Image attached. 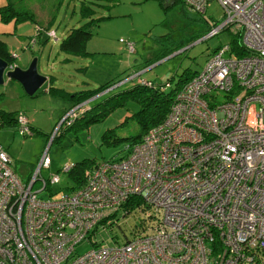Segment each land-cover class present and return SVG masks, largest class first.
Segmentation results:
<instances>
[{
  "label": "built area",
  "instance_id": "2783aa9c",
  "mask_svg": "<svg viewBox=\"0 0 264 264\" xmlns=\"http://www.w3.org/2000/svg\"><path fill=\"white\" fill-rule=\"evenodd\" d=\"M182 1L203 12L210 0ZM217 2L223 17L206 36L227 28L242 53L231 42L215 49L161 120L117 159L96 161L79 186L38 197L34 180L58 182L40 175L47 145L27 183L0 145V264H264V0ZM16 125L29 129L21 112ZM130 195L152 211L151 225L72 255Z\"/></svg>",
  "mask_w": 264,
  "mask_h": 264
},
{
  "label": "rangeland",
  "instance_id": "374dc122",
  "mask_svg": "<svg viewBox=\"0 0 264 264\" xmlns=\"http://www.w3.org/2000/svg\"><path fill=\"white\" fill-rule=\"evenodd\" d=\"M10 1L19 8L34 7L39 23H45L50 18V30L53 32L43 45L34 44V39L37 41L38 37L34 21L11 19L3 22L0 19V37L13 55L14 65H27L33 57L38 58V61L35 59L37 71L45 76L53 75L50 85L68 89V92L95 87L105 81L110 83L106 90L87 101L89 105L99 102L88 111L92 114L103 110L99 118L87 125L64 128L59 123V117L63 106L67 108L71 103L68 101H72L63 93L64 90L61 93L43 91L48 86L46 76L47 79L29 95L17 80L3 76L0 110L12 111L13 115L16 111H23L31 127L23 134L15 122H0V145L9 156L11 168L22 182L27 183L38 165L44 146L48 144V164L41 169L40 175L47 179L55 173L58 182L50 185L52 196L59 195L70 182L66 171L61 169L64 164L82 158L117 159L126 152V144L131 142L128 137L140 132L134 117L129 116L138 108L136 100L127 97L123 103L107 110L110 101L105 99L143 77L169 90L177 85L175 81L179 77L201 70L209 54L228 43L233 36L227 28L206 36L210 23L217 24L223 17V9L217 0H210L203 12L189 9L182 0H173L165 6L162 0ZM82 5L89 7L88 13H81ZM83 8L86 10V7ZM88 20L93 23L84 52L71 55L65 65L61 61L52 62L54 57L62 55L58 48L59 38L70 28ZM7 23L13 29L11 32L6 29ZM126 41L132 43L131 51L125 48ZM75 65L82 68L75 69ZM8 79L11 82H7ZM222 97L223 92L219 91V100ZM68 111H64L63 119L72 115V111ZM106 129L110 131L104 134ZM31 187L38 189V197L49 196L47 187L39 189V179L34 180ZM124 211L125 208L119 206L109 216L110 224L98 223L90 229L74 244L72 255L82 253L93 245L124 241L138 230L136 226L141 227L139 220L149 209L142 211L133 206Z\"/></svg>",
  "mask_w": 264,
  "mask_h": 264
},
{
  "label": "trees",
  "instance_id": "16d2710c",
  "mask_svg": "<svg viewBox=\"0 0 264 264\" xmlns=\"http://www.w3.org/2000/svg\"><path fill=\"white\" fill-rule=\"evenodd\" d=\"M161 1V0H157ZM86 7V10L83 8ZM89 7L81 6V13H88ZM0 19L3 22H7L11 19L13 21H18L22 19H30L34 21L37 27H43L42 29L47 30L50 29L49 19L46 24L42 25L39 23V19L37 17V13L34 12L33 9L29 8H19L13 4L12 1L6 0L2 4H0ZM92 20V19H91ZM88 20L82 23L81 25L74 26L70 28L62 37L59 38L58 48L61 51L67 52H74L76 54H80L84 52V45L87 38L90 36V28L92 27V21ZM97 20V19H96ZM47 25V26H46ZM38 32V28L36 29ZM45 40V39H44ZM231 42V48L235 50V53L240 54L242 53V49L238 45V40L236 35H233L232 38L229 40ZM238 48L239 50H236ZM0 57L6 59L9 63L13 61V55L7 50L6 44L3 39L0 38ZM193 73L189 76L179 77L175 84V87H171V89L166 90L163 86H156L152 82H149V85L145 83H141L139 81L133 82L129 86L122 88L121 90L113 93L104 101H110V105L107 107H114L115 104H121L124 102V99L127 97L133 98L138 102L137 110L133 111L131 115L133 116L135 121L137 122L140 132L134 135H130L128 138L130 141L135 140L138 138L148 126L154 124L155 122L161 120V118L165 115L173 97L174 91L189 77H191ZM110 83L107 81L90 88H84L77 90L75 92H67L66 94L73 99L70 106L67 109H70L75 104L82 102L83 100L95 95V93L99 92L100 90L104 89L105 87L109 86ZM152 85V86H150ZM48 90L50 92H63L61 87H56L53 85H48ZM99 102L94 103L93 105L89 104H81L77 108L72 110V115H67L63 119L64 112L59 117V123L63 124L64 128L72 127L74 125H87V123L96 120L100 117V114L103 110L94 111L92 114H88V111L93 109ZM23 113V111H16L13 115L12 111H5L0 110V122L1 123H8V122H15L16 123V114ZM124 120V119H123ZM29 124L30 130V122L27 121ZM110 129H106L104 134L109 132ZM26 133V132H25ZM31 132H29L30 134ZM24 134V133H23ZM102 136H104L102 134ZM45 147V146H44ZM5 151V150H4ZM7 154V153H6ZM8 155V154H7ZM9 158V156H8ZM10 160V159H9ZM95 159L90 158H82L78 161L73 163H66L62 166V170L66 171V178L70 180L68 181L67 185L65 186L66 190H71L74 187L79 186V184L83 181L86 176V173L94 166L96 163ZM49 189V193H52L50 190V186L45 184L44 188ZM136 207L142 211L146 210V205L142 203V201L136 195H130L128 198L123 202V207L125 208V212L130 209ZM124 212V213H125ZM152 211L146 212L143 217L140 218L139 222L141 227L143 225L149 226L153 222L152 218ZM139 228L136 226V229ZM126 238V237H125Z\"/></svg>",
  "mask_w": 264,
  "mask_h": 264
},
{
  "label": "water",
  "instance_id": "95a60500",
  "mask_svg": "<svg viewBox=\"0 0 264 264\" xmlns=\"http://www.w3.org/2000/svg\"><path fill=\"white\" fill-rule=\"evenodd\" d=\"M162 5H167L173 0H162ZM35 57L24 67L9 63L6 59L0 57V83L3 76L17 80L23 87L24 91L31 95L46 80V76L37 71ZM6 69V70H5ZM48 147V144H46ZM73 163V162H71Z\"/></svg>",
  "mask_w": 264,
  "mask_h": 264
},
{
  "label": "crops",
  "instance_id": "0c3cea01",
  "mask_svg": "<svg viewBox=\"0 0 264 264\" xmlns=\"http://www.w3.org/2000/svg\"><path fill=\"white\" fill-rule=\"evenodd\" d=\"M6 0H2V1H0V4H2L3 2H5ZM33 10H34V12L35 13H37V11H35V9H34V7L32 8ZM49 19V18H48ZM47 21L48 20H46V22L45 23H40V24H42V25H44V24H46L47 23ZM48 23H50V21L48 22ZM47 26V25H46ZM49 27H50V25H49ZM38 28V32H36V34H38V37H37V41H35V39H34V44H35V42L36 43H40V45H43L44 43H45V41L50 37V35H48L47 34V32H46V30L45 29H42L43 27H37V25H36V28H35V31H36V29ZM6 29H7V31L8 32H11L13 29H10L9 28V23H7L6 24ZM6 29H3L2 31H6ZM34 37V36H33ZM1 39H2V37H0ZM45 39V40H44ZM3 41H4V39H3ZM5 42V41H4ZM6 44V43H5ZM7 47V46H6ZM7 50H8V48H7ZM9 51V50H8ZM10 52V51H9ZM60 52H61V56L60 55H58V57L57 58H53V60H52V62H56V61H58V62H62L64 65L65 64H68V62H69V60H70V56L71 55H77L76 53H74V52H67V51H61L60 50ZM81 54V53H80ZM158 59V58H157ZM36 60L38 61V58H36ZM66 60H68L67 62H65ZM145 60V59H144ZM156 60V58L155 59H152V62H154ZM149 61L150 60H148L147 61V63H149ZM38 64H39V62H37V66H38ZM18 66H20V67H22V68H24L25 66H26V64H24V63H22V64H20V65H18ZM74 68L75 69H77V68H82L81 66H79V65H75L74 66ZM45 74V73H44ZM47 77H48V79H47V77H46V79L48 80V85H50L51 83H52V79L54 78L53 77V75H51V74H49V75H46ZM6 77V76H5ZM143 78H145V77H143ZM146 80H148L147 78H146ZM50 81H51V83H50ZM150 81V80H149ZM7 82H11V80L10 79H8L7 80ZM46 89V90H45ZM43 91H47V92H50L49 90H48V86H47V88H45ZM64 90V94H66L69 90L68 89H63ZM62 92V91H61ZM60 92V93H61ZM74 92V91H73ZM92 97V96H91ZM91 97H89L88 99H90ZM68 98H70V96L68 97ZM70 100H73V99H70ZM68 101V100H67ZM84 101H87V99L86 100H83L82 102H84ZM68 102H73V101H68ZM71 104V103H70ZM70 104L67 106V108L70 106ZM88 104V103H87ZM63 112L67 109V108H65L64 106H63ZM24 114V113H23ZM61 116V115H60ZM26 117V116H25ZM27 118V117H26ZM28 121V120H27ZM30 122V121H29Z\"/></svg>",
  "mask_w": 264,
  "mask_h": 264
},
{
  "label": "flooded vegetation",
  "instance_id": "af4514ba",
  "mask_svg": "<svg viewBox=\"0 0 264 264\" xmlns=\"http://www.w3.org/2000/svg\"><path fill=\"white\" fill-rule=\"evenodd\" d=\"M138 75V73L136 74V76ZM139 81V80H138ZM135 82H137V81H135ZM132 84V83H131ZM108 87V86H107ZM107 87H105L104 89H102V90H100L99 92H101V91H103V90H106L107 89ZM99 92H97V93H95V95H93L92 97H94V96H96ZM91 97V98H92ZM86 100V99H85ZM89 99L87 98V101H88ZM87 101H84L86 104L88 103ZM84 104V103H83ZM76 105V104H75Z\"/></svg>",
  "mask_w": 264,
  "mask_h": 264
}]
</instances>
